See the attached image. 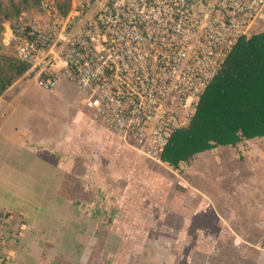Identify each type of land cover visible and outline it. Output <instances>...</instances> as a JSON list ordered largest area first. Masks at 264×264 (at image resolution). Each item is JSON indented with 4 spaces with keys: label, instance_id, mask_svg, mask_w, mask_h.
<instances>
[{
    "label": "built area",
    "instance_id": "obj_1",
    "mask_svg": "<svg viewBox=\"0 0 264 264\" xmlns=\"http://www.w3.org/2000/svg\"><path fill=\"white\" fill-rule=\"evenodd\" d=\"M7 24L45 90L68 81L92 117L155 162L189 124L241 39L251 37L264 0H71L63 14Z\"/></svg>",
    "mask_w": 264,
    "mask_h": 264
},
{
    "label": "rangeland",
    "instance_id": "obj_2",
    "mask_svg": "<svg viewBox=\"0 0 264 264\" xmlns=\"http://www.w3.org/2000/svg\"><path fill=\"white\" fill-rule=\"evenodd\" d=\"M24 79L26 83L33 82L30 78ZM69 90L65 91L67 96L64 94V98L50 100L60 105V114L51 116L58 119L65 116L66 120L72 122L74 118L66 115L69 110H73L72 101L81 100L85 94L77 88ZM27 92L28 98L24 103L33 110L43 109L45 103L42 96L52 93L38 86L29 87ZM62 100L66 102L64 107ZM27 115L24 109H19L0 133V207L17 208L13 210L12 214H16L12 218L0 216V258L12 254L6 257V263L12 262L17 255V250L15 252L13 245H10L12 238L29 237L34 247L31 253L48 261L57 253L53 251L54 239L58 243L62 242L60 237H53L57 233L52 231L57 229L62 236L75 234L74 231L68 233L74 223L59 230L55 227V214L47 209L37 211L40 190H32L31 204L19 191L28 182L29 175L26 172L34 167L31 149L17 147L15 150L12 146L15 138L20 140L26 135L24 120ZM149 159L143 157L145 172H129L130 182L133 183L130 190L124 188L123 191L121 188L120 196L124 202L118 211L129 216L123 233L106 234L94 225V230L103 233V236L94 235L91 241L96 251L91 255L89 252L83 255L79 252L75 256L66 253L67 257L63 259L62 254H59L56 258L62 261L61 264L87 261L92 264H153L143 259V249L147 245L154 248V264H264V140L246 141L237 147H218L210 153L201 154L193 166L184 168L185 174L182 171L177 174L174 169L162 164L167 167L163 168L169 174L161 171V177L157 174L153 178L146 174ZM8 162L17 163L19 170L15 173L3 170ZM43 177L45 179V174ZM220 186L226 188L218 192ZM24 201L27 208L31 205L36 211H23L20 207L26 205ZM87 209L85 206L79 213L84 216ZM20 213H29L30 216L25 218L22 215L21 218ZM50 215L54 217L51 220ZM36 220L44 225V235V232H37L36 235L26 233L27 228L37 224ZM142 223V228H138ZM117 225H120V221L114 227ZM67 236L66 241L70 239ZM103 241L106 242L107 250L102 247ZM18 246L21 251L20 246L25 247V244L18 242ZM75 247V244L68 243L65 252L74 251ZM4 248L8 253L4 252Z\"/></svg>",
    "mask_w": 264,
    "mask_h": 264
},
{
    "label": "crops",
    "instance_id": "obj_3",
    "mask_svg": "<svg viewBox=\"0 0 264 264\" xmlns=\"http://www.w3.org/2000/svg\"><path fill=\"white\" fill-rule=\"evenodd\" d=\"M251 31L252 34L264 32V9L260 18L252 26ZM23 80L25 79L23 78L15 83L0 97V133L6 128L8 124L7 121L12 119L14 115L18 113L19 109H24L28 114L24 120V131L26 135L20 140L15 138L12 144L15 150H17V147H25L27 150L28 148L31 149L34 154V167L29 168V171L26 172V174L29 175L28 182L22 190L19 191L24 197L29 199L26 201L31 204L30 195L32 194V190H40L38 192H40L41 197H38L36 203L40 204L39 207H36L37 211L43 209L51 211V213L55 214L56 218L50 215L49 219L51 220L54 218V222L60 220L62 214L67 211L65 204L69 203L72 206V208L70 207L72 209V211H70L72 218L78 220L83 217L79 212H82L83 207L86 206L88 209L84 211V214L87 218L95 222V225H97L103 233L113 235L117 233L122 234L129 216L126 213H122V211H118L124 202L121 200L120 192L122 189L124 191V188L127 191L130 190V186H132L133 183L130 182L129 172H135V170L137 172L138 170L145 172L143 157L149 158L138 149L135 143L126 142L104 124L96 121L87 108L86 96L81 100L72 101L73 110H69L66 114L74 118L72 122L66 120L65 116H63L62 119L52 117L51 115L60 114L58 111L60 105H56L50 100L55 98L62 99L64 98L63 95L65 91L69 92V89L76 88L70 82L63 80L54 90H45L34 81V83H26ZM31 86H38L44 91L52 92L42 96L44 97L43 102L45 103L43 109L33 110L24 103L28 98L27 89ZM65 96H67V93ZM22 98H24V100H22ZM62 103V107H64L66 102L62 100ZM41 114H46L48 116L42 117ZM19 132L20 131H18L16 136H18ZM149 160V170L146 174H150L151 177L155 178L157 174L160 177L163 175L161 171H164V173L168 172L167 169H165L167 167L164 166V163H154L151 159ZM103 161H107L105 162L106 164L103 165ZM18 166L19 165L15 162H8L3 170L15 173L16 170H19ZM36 166L37 168H35ZM23 169L24 168H21V170ZM230 171L232 170L230 169ZM176 172L179 174V171ZM43 174H45V179ZM116 186L117 188L115 189ZM181 187L188 189L183 185ZM219 188L218 192L226 187L220 186ZM23 203L26 204L20 207L23 211H36L31 205L27 208V203L25 201ZM13 210H17L16 206L0 207V216H8L7 213L11 212L10 217L12 218L16 214H12ZM33 214L31 216H33ZM45 214L47 216L49 215L48 213ZM19 215H21V218L22 215H24L25 218L30 216L29 213H20ZM119 221L120 225L114 227ZM35 223L37 224L32 226L33 228L26 229V233H30L29 235H36L37 232H39V234L44 232L42 233L44 235L46 232L43 230L44 225L40 223V220H36ZM103 223L104 225H102ZM141 225L143 226V223L139 224L138 228H140ZM118 227L120 228L119 231ZM57 228L59 230L61 229V227ZM72 228L73 226L69 227L68 233L72 231ZM53 232L57 233L53 237L56 236L61 238L62 235L57 232V229H54L52 233ZM93 234L96 235L95 232ZM10 242V245L14 247V251L16 252L17 250V255L18 253L19 255L18 257L16 255L12 262L7 261V263L6 257L9 255L12 256V254L6 255L5 258H0V264H61L62 261L56 258V256L60 254L57 251H66L64 245H62L63 242L58 243L54 239L53 251L57 253L54 254L55 257L51 258V260L46 261L31 253L34 247L33 241H31L29 237L25 239L22 237L16 239L12 238ZM18 242H24L25 244V247L20 246L21 251H19V246L17 248ZM92 245L90 241V249L86 246H82L79 248V252H82V255L83 253L88 254L89 252L91 255L96 251V248L92 247ZM7 251L8 250L4 248V252L8 253ZM67 254L65 253L62 255L61 258H66ZM75 264L92 263L87 261Z\"/></svg>",
    "mask_w": 264,
    "mask_h": 264
},
{
    "label": "trees",
    "instance_id": "obj_4",
    "mask_svg": "<svg viewBox=\"0 0 264 264\" xmlns=\"http://www.w3.org/2000/svg\"><path fill=\"white\" fill-rule=\"evenodd\" d=\"M44 2H50L63 14H67L71 9V0H0V97L23 79L31 67L22 59L17 43L6 40V25L18 24L23 14H41ZM262 139L264 32L245 37L235 46L223 69L203 95L193 120L173 134L162 155V162L176 171L184 172V168L193 166L197 157L204 152L218 147H237L246 141ZM65 207L67 211L55 224L56 227L67 228L74 223L72 231L75 234H67L70 238L67 241L66 236H61V239L64 247L68 246V243L78 247H75L76 251L57 252L62 255H76L80 251L78 248L82 246L90 249L94 232L102 236L103 233H98V229L94 230L95 222L86 216L78 220L72 218V206L69 203H66ZM7 215L11 216V212ZM88 223L91 226L88 227ZM106 242L103 241L102 244L105 249ZM152 250L154 248L151 249L147 245L143 249V259L154 264Z\"/></svg>",
    "mask_w": 264,
    "mask_h": 264
},
{
    "label": "clouds",
    "instance_id": "obj_5",
    "mask_svg": "<svg viewBox=\"0 0 264 264\" xmlns=\"http://www.w3.org/2000/svg\"><path fill=\"white\" fill-rule=\"evenodd\" d=\"M25 77H26V76H25ZM25 77H24V78H25ZM162 163H163V162H162Z\"/></svg>",
    "mask_w": 264,
    "mask_h": 264
}]
</instances>
